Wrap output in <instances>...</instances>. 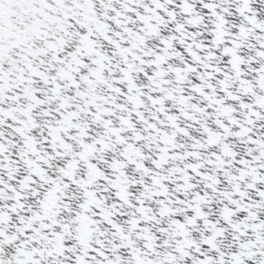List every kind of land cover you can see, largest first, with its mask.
I'll return each mask as SVG.
<instances>
[{"label": "snow or ice", "instance_id": "snow-or-ice-1", "mask_svg": "<svg viewBox=\"0 0 264 264\" xmlns=\"http://www.w3.org/2000/svg\"><path fill=\"white\" fill-rule=\"evenodd\" d=\"M0 264H264V0H0Z\"/></svg>", "mask_w": 264, "mask_h": 264}]
</instances>
